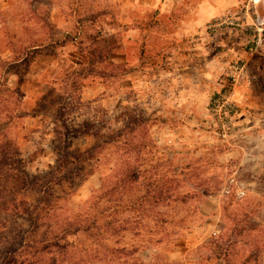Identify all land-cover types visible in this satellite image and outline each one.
Masks as SVG:
<instances>
[{
  "label": "rangeland",
  "instance_id": "1",
  "mask_svg": "<svg viewBox=\"0 0 264 264\" xmlns=\"http://www.w3.org/2000/svg\"><path fill=\"white\" fill-rule=\"evenodd\" d=\"M223 1L204 24L224 41L202 124L173 106L151 130L129 77L144 44L128 42L115 0H11L0 264H212L205 244L223 235L231 264H264V0ZM174 21L146 12L133 27ZM25 206L40 212L31 222Z\"/></svg>",
  "mask_w": 264,
  "mask_h": 264
},
{
  "label": "crops",
  "instance_id": "2",
  "mask_svg": "<svg viewBox=\"0 0 264 264\" xmlns=\"http://www.w3.org/2000/svg\"><path fill=\"white\" fill-rule=\"evenodd\" d=\"M120 10V19L127 23L128 42L144 44V51L134 55L129 72L134 106L143 109L145 123L163 130L168 127L169 107L190 115L189 123L204 114L209 100L211 81L215 78L217 45L223 43L205 32L204 24L224 10L228 2L223 0H115ZM230 3V2H229ZM181 9L186 14L178 15ZM176 12V21L160 24L159 27L141 36L138 27H133L137 17L146 12ZM17 13L11 0H0V32L3 24L9 23L12 13ZM18 14V13H17ZM5 17V19H3ZM170 27V30H169ZM2 33V32H1ZM0 33V34H1ZM1 34V39L2 38ZM148 46L150 48H148ZM39 47V46H38ZM36 48V47H34ZM8 48L3 51L7 54ZM125 60V59H124ZM120 61V60H118ZM129 104L132 105V99ZM155 110V113L153 112ZM159 114H162L161 117ZM187 126V125H183Z\"/></svg>",
  "mask_w": 264,
  "mask_h": 264
},
{
  "label": "trees",
  "instance_id": "3",
  "mask_svg": "<svg viewBox=\"0 0 264 264\" xmlns=\"http://www.w3.org/2000/svg\"><path fill=\"white\" fill-rule=\"evenodd\" d=\"M38 44H42V43H38ZM37 43L31 44L28 47H34L35 45H38ZM60 158V157H59ZM63 160L60 158V160L58 161L57 165L55 166V174H58L57 168L61 167L64 165L62 163ZM57 177V176H54ZM51 183L53 182V179L49 180L48 182ZM54 183V182H53ZM36 205V204H35ZM36 210V211H35ZM23 213L26 217V219L33 221V217L37 218V215L40 213L39 210H37V206H33L31 209L27 208V206L24 207ZM206 249L208 251V254H206L205 259L206 261H211L212 264H231L230 263V258H231V252L233 251V248L228 244L227 239L224 238V235L221 236V240H209L206 242L205 244ZM258 254L259 253H255L254 255H256V258H254L255 260L258 258ZM241 264H245V262L241 263Z\"/></svg>",
  "mask_w": 264,
  "mask_h": 264
},
{
  "label": "built area",
  "instance_id": "4",
  "mask_svg": "<svg viewBox=\"0 0 264 264\" xmlns=\"http://www.w3.org/2000/svg\"><path fill=\"white\" fill-rule=\"evenodd\" d=\"M217 24H218V22H210L209 24H207L206 29L210 30L211 28H213ZM223 104H224V102L221 103V105H223ZM225 113H227V112L225 111ZM233 183H234V178H231L229 180L228 185L224 188V190L226 192H229V190H230L229 185H232ZM235 193L238 197H241L242 195H244L245 190L240 186H236ZM214 233H215V231H214Z\"/></svg>",
  "mask_w": 264,
  "mask_h": 264
}]
</instances>
